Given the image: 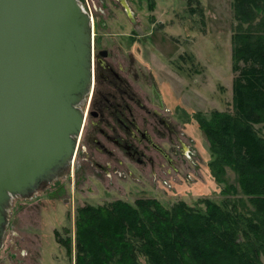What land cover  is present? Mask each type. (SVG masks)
Masks as SVG:
<instances>
[{
	"label": "rangeland",
	"instance_id": "374dc122",
	"mask_svg": "<svg viewBox=\"0 0 264 264\" xmlns=\"http://www.w3.org/2000/svg\"><path fill=\"white\" fill-rule=\"evenodd\" d=\"M195 7L193 13L186 0H87L95 18V51L105 48L110 61L121 62L120 72L142 102L183 131L181 142L175 143L176 153L166 142L172 162L163 158L154 168L124 156L123 164L105 157L112 167L104 172L91 161L78 162L77 153L73 177L66 173L32 197L13 200L0 258L15 238V264H74L59 239H72L75 256L77 211L87 204L134 203L140 197L158 198L166 206L179 200L196 205L202 197L247 199L242 192L223 193L232 184L239 188L237 173L227 167L224 180L216 179L211 167L216 155L199 123L214 110H233L238 75L232 59L233 0H201ZM256 128L264 137V123Z\"/></svg>",
	"mask_w": 264,
	"mask_h": 264
},
{
	"label": "trees",
	"instance_id": "16d2710c",
	"mask_svg": "<svg viewBox=\"0 0 264 264\" xmlns=\"http://www.w3.org/2000/svg\"><path fill=\"white\" fill-rule=\"evenodd\" d=\"M186 1L196 13L201 0ZM233 9V110H214L199 123L216 155V179L227 167L237 173L239 188L223 193L247 199L87 204L77 211L75 256L72 239H59L74 264H143L141 257L145 264H264V137L256 128L264 123V0H233Z\"/></svg>",
	"mask_w": 264,
	"mask_h": 264
},
{
	"label": "water",
	"instance_id": "95a60500",
	"mask_svg": "<svg viewBox=\"0 0 264 264\" xmlns=\"http://www.w3.org/2000/svg\"><path fill=\"white\" fill-rule=\"evenodd\" d=\"M86 0H0V251L17 197L64 177L94 85Z\"/></svg>",
	"mask_w": 264,
	"mask_h": 264
},
{
	"label": "flooded vegetation",
	"instance_id": "af4514ba",
	"mask_svg": "<svg viewBox=\"0 0 264 264\" xmlns=\"http://www.w3.org/2000/svg\"><path fill=\"white\" fill-rule=\"evenodd\" d=\"M93 27L95 39L94 16ZM109 55V51L102 47L95 51L94 85L82 106L86 114L85 121L87 118L88 121L84 123L80 135L78 162H82V159L91 161L104 172H109L112 167L105 157L123 164L124 156L137 166L152 165L153 168L163 158L172 162L169 150L177 152L175 143L181 142L183 131L142 102L133 90L132 83L120 72L121 62L110 61ZM166 142L171 145L169 150L164 145ZM101 158L107 162H99ZM67 173L73 177L74 167L72 172L70 167ZM14 239H11L13 248L0 258V264L16 263ZM25 252V249L22 250L21 255Z\"/></svg>",
	"mask_w": 264,
	"mask_h": 264
},
{
	"label": "built area",
	"instance_id": "2783aa9c",
	"mask_svg": "<svg viewBox=\"0 0 264 264\" xmlns=\"http://www.w3.org/2000/svg\"><path fill=\"white\" fill-rule=\"evenodd\" d=\"M85 9H86L90 14H92L91 9L86 8V4H85Z\"/></svg>",
	"mask_w": 264,
	"mask_h": 264
},
{
	"label": "bare ground",
	"instance_id": "6f19581e",
	"mask_svg": "<svg viewBox=\"0 0 264 264\" xmlns=\"http://www.w3.org/2000/svg\"><path fill=\"white\" fill-rule=\"evenodd\" d=\"M92 26H93V16H92ZM93 37H94V27H93Z\"/></svg>",
	"mask_w": 264,
	"mask_h": 264
},
{
	"label": "crops",
	"instance_id": "0c3cea01",
	"mask_svg": "<svg viewBox=\"0 0 264 264\" xmlns=\"http://www.w3.org/2000/svg\"><path fill=\"white\" fill-rule=\"evenodd\" d=\"M16 235H17V234H16ZM25 251H26V250H25ZM26 253H27V252H25V254H23V253H22V254H23V255H26ZM23 255H22V256H23Z\"/></svg>",
	"mask_w": 264,
	"mask_h": 264
}]
</instances>
